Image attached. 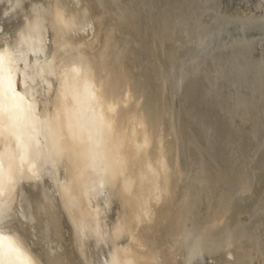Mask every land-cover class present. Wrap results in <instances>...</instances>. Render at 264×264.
Wrapping results in <instances>:
<instances>
[{
	"label": "bare ground",
	"instance_id": "1",
	"mask_svg": "<svg viewBox=\"0 0 264 264\" xmlns=\"http://www.w3.org/2000/svg\"><path fill=\"white\" fill-rule=\"evenodd\" d=\"M0 264H264V0H0Z\"/></svg>",
	"mask_w": 264,
	"mask_h": 264
}]
</instances>
